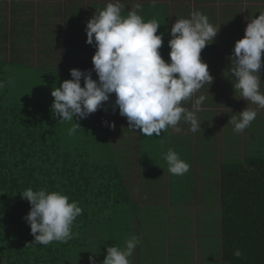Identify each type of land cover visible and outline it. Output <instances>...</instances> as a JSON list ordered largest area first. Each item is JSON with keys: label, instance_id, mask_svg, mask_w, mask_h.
Wrapping results in <instances>:
<instances>
[{"label": "trees", "instance_id": "trees-1", "mask_svg": "<svg viewBox=\"0 0 264 264\" xmlns=\"http://www.w3.org/2000/svg\"><path fill=\"white\" fill-rule=\"evenodd\" d=\"M59 1L57 4L61 5ZM83 1L66 0L65 7L76 10L80 5L83 7ZM246 2L249 23L264 12V0ZM70 20L79 25V18L74 16ZM11 44L8 61L0 60V80L6 83L0 90V264H59L60 261L63 264L67 252L89 245L92 231L99 234L97 250L105 253L111 245L106 243L109 240H106L104 225L113 219L112 213L120 211L116 205L132 203L131 215L137 220L140 214L138 199L131 200L132 192L123 181L128 175L123 167L127 168L131 159L115 161L114 153L106 150V144L112 140L108 130L105 131V117L101 113L90 115L84 128L68 135L64 123L53 116L52 104L43 97L44 86H54L55 81L51 83L50 75L43 71H37V75H19L22 67L19 69L17 63L21 61L15 59V43ZM20 97L24 102H20ZM89 124L90 132L86 129ZM88 134L95 138L96 153L87 145ZM72 137L77 139L75 145L70 142ZM247 140L250 147L252 138ZM237 149L224 152L212 172L220 186V236L215 244L220 246L222 264H264V156L249 152L247 146L246 150L240 149L243 153ZM125 157L130 158V151L123 154ZM206 178L209 182V176ZM29 187L60 191L70 201H77L83 209L73 226L78 235L67 243L33 245L34 236L25 220L31 205L20 195ZM203 189L204 185L199 193H203ZM190 190L197 192L194 188ZM199 230L204 239L200 245L214 252L211 222L202 223ZM112 239L121 242L117 237ZM236 249L244 253L241 258L234 256ZM208 257L210 260L206 263L211 262L212 255ZM185 260L179 258L183 263Z\"/></svg>", "mask_w": 264, "mask_h": 264}, {"label": "clouds", "instance_id": "clouds-1", "mask_svg": "<svg viewBox=\"0 0 264 264\" xmlns=\"http://www.w3.org/2000/svg\"><path fill=\"white\" fill-rule=\"evenodd\" d=\"M152 2L155 4L156 0ZM123 9L121 0H110L87 22L86 43L94 44L96 48L92 57L93 69L72 68V78L53 88V116L62 122L75 121L68 129V135H74L81 128L77 120L95 113L114 93L113 111L118 107L119 114L128 120V128L143 136H160L169 128L180 131L181 121L190 125L191 132H197L201 128L197 113L203 110L206 96L193 97L205 84L213 82L201 52L215 40L220 27L214 26L206 14L197 10L192 11L189 18L177 19L170 30V60L166 61L160 52L163 45V34H158L160 24L138 14L142 9L138 0L126 16L122 15ZM262 57L264 12L250 20L244 37L236 41L230 57L235 91L239 92V98L259 108H264L260 75L264 67ZM93 71L98 79H93ZM5 86V81L0 80V90ZM189 101L191 108L185 107ZM257 115L256 109L247 107L240 112L239 118L230 117L233 131L242 133ZM164 159L168 171L175 176H183L190 170V164L171 148ZM20 195L31 205L25 220L34 236L33 245L47 246L54 241L67 243L78 235L73 226L83 209L77 201H70L63 192L48 191L47 188L33 190L29 187ZM138 243L139 239L133 235L125 241L124 248L108 246L101 264H132L129 257ZM95 254L89 256L90 264H97ZM233 254L237 258L244 255L240 249Z\"/></svg>", "mask_w": 264, "mask_h": 264}, {"label": "crops", "instance_id": "crops-1", "mask_svg": "<svg viewBox=\"0 0 264 264\" xmlns=\"http://www.w3.org/2000/svg\"><path fill=\"white\" fill-rule=\"evenodd\" d=\"M59 2L61 5L57 4V0H0V60L8 61L12 51L11 43H15L14 56L15 59L21 61L17 65L19 69L22 67L21 71H24L25 74L37 75V71L44 72L52 65H60V60L70 62V68L74 64L82 71L93 69L92 57L96 48L94 44L86 43L85 29L87 22L96 11L104 9L110 0H84L83 7L80 5L76 8L77 11L66 8V0ZM136 2L137 0H121L124 5L122 15L126 16ZM138 2L142 4V9L138 13L145 20L155 19L160 24L158 34H163V45L160 52L166 61L170 60L168 44L172 38L170 30L177 19L189 18L191 12L197 10L206 14L214 26L220 27L215 40L201 52V58L207 62L210 74L213 76L212 84H205L193 97L195 99L199 95L206 96L205 103L202 105L203 110L197 113L201 128L193 133L189 130L190 125L181 121L178 125L180 131L169 128L160 136L146 137L136 131L134 138L136 141L130 151L132 168H129V165L127 168L122 166L128 171L127 186L129 187L142 183L141 170L143 169V173L148 175L147 181H151L153 184V186L148 184L149 188L161 187V185L169 186L168 191L172 193L174 187V192H180V199L183 195L180 188L189 184L188 188H194L199 194L203 187L201 177L206 169L205 165L207 169L209 168L210 162L207 160L210 159L211 145H216L220 150L226 148L227 153L234 148H239L237 151L243 153V150H240L243 149V145L239 140L246 142V131L249 129L246 128L240 134L235 133L230 117L239 118L240 112L247 107L256 109L258 115L251 125L258 126V117L264 116V108H259L256 104L239 98V92L234 89L235 77L231 74L233 65L230 57L233 54L236 41L244 37L248 24L247 2L245 0L241 2L239 0H156L155 4L152 0H138ZM57 11H60L59 14L56 13ZM78 12L79 15H77ZM74 16L79 18L77 27H71L72 24L67 23ZM61 55L62 57H60ZM47 74L58 75L60 72L49 70ZM260 75L261 92L263 93L264 67H262ZM92 76L93 79H98L96 73H92ZM81 84L83 86V78ZM111 96L110 105L114 104L115 94L113 93ZM185 107L191 108V101L187 102ZM96 113L97 115L103 114L102 111ZM115 118L116 116L113 118L114 124H116ZM126 120L127 118H124V122ZM103 121L105 123V120ZM129 132L127 124V129H123V134L128 137ZM170 148L190 164V170L183 176H175L168 171L164 156ZM122 167L119 168L122 169ZM148 195L146 200H148V206H151L155 203V199H152L150 194ZM137 199L142 206L144 201L141 197ZM149 213L139 214L137 220L133 216L136 235L140 225L146 220L144 218L149 217ZM154 230H157V233H152L149 236L146 245L138 243V248L136 247L134 251L136 264H145L143 261L146 258L152 260L147 264H159L158 253H163L162 264H168L176 251L179 253L178 258L180 259L191 258L190 264H209L206 262L210 260L208 257L211 255L210 251L205 245L199 246V243L204 240L203 236H199L197 245L182 241L179 245L173 246L172 239H169L168 234L162 233V227L158 223L157 226L154 225ZM137 236L139 237V235ZM192 245H195V252L190 251ZM151 246L155 248H150ZM75 250L77 249L71 251ZM73 255L66 254L64 264H70ZM187 261L185 260V263L182 262V264H189Z\"/></svg>", "mask_w": 264, "mask_h": 264}, {"label": "rangeland", "instance_id": "rangeland-1", "mask_svg": "<svg viewBox=\"0 0 264 264\" xmlns=\"http://www.w3.org/2000/svg\"><path fill=\"white\" fill-rule=\"evenodd\" d=\"M67 23H71L72 25L77 27V21L75 20H70ZM45 32L47 33V30H45ZM60 57H62V55ZM69 65L70 62H67L65 60H60V65H52L45 69L44 71L45 73H47L49 70L60 72V74L58 75H52V76L50 75L49 80L51 81V83L55 81L56 85L44 86L45 90H43L44 92L43 97H46V101L48 103L53 104L54 97L51 95L53 88L59 87L64 80L70 79L71 77L70 70L76 67L73 64V66L70 68ZM19 75L24 76L25 75L24 71H20ZM263 93H264V89H263ZM111 100H112V96L110 97V100L108 102H105V104L96 111V112L102 111L103 116L106 117L105 121L108 122L107 124L106 123L104 124L105 125L104 127H105V131L108 130L112 142L106 144V146L104 144V146L108 147V149L106 150L112 151V153H114L115 161L119 158L123 162L124 161L127 162L131 158L129 157L123 158V154L126 153V151H131V147H133V145L135 144L136 140L134 138L136 136V131L130 129L128 137L123 134V129L124 128L127 129V124H128L127 120L124 122V118L126 119V117L121 116L119 114L118 107H116L115 111H113L114 104L112 105L109 104ZM20 102H24V99L22 97H20ZM90 115L94 116L95 113H92ZM89 116L85 119H79V120H77V118L74 117V120H77L81 128H84L87 125V124L85 125V123H87ZM114 116H116L115 118L116 128L111 127ZM257 121H258L257 122L258 126L250 125L248 127L249 130L246 131V137L252 138L251 146L249 147L246 144V142L244 143V141L242 140L241 141L239 140V142H241V144L243 145L244 150H246V146H247L249 152L257 154L258 156H264V116L261 117L260 115ZM63 123L65 126V130H67L72 126V123L75 122L72 121V122H63ZM86 129L88 132H90L91 125L89 124L86 127ZM88 135L89 136H87V145L92 152L96 153V141L95 138H93L92 136L95 134L92 133V135L91 134ZM212 136L213 135L211 132V139L213 140ZM74 137H72L70 141L72 145H75L77 141V139H75ZM235 139L237 140L238 138ZM212 143H215V141H212ZM226 151H227L226 148H222L220 150L217 149L216 145H211V158L207 160L208 162H210L209 168L207 169V166L205 165L206 169L203 171L201 177V183L205 187V189H203V193L197 194L196 192H193L192 190H190V188H188L189 184H186L184 187L180 188L183 194L180 199H179L180 192L179 193L176 191L174 192V187L172 193L168 191L169 186L164 187L163 185H161V187L154 186L149 188L148 184H151V186H153V184L151 181H147L148 175H145L142 169L141 170L142 183L139 184L138 186L132 185L128 187V191L132 192L131 200H137L136 198L141 197V199L144 202L141 206L140 215H144L150 212L149 217L144 218L146 220H144V223L140 225L139 231H137V235H139L138 237L136 235V230L134 228L135 227L134 217L133 215H131L133 212L132 211L133 204L132 203L129 205L122 203H119V205L117 204L116 209L117 210L120 209V211H118L117 213H112L113 219L109 220L106 223V225H104V228L106 229L105 231L107 232V236L105 237H107L106 240H109L106 243H108V245L111 246L112 243H114L115 246L124 248L126 246L125 241L131 238L133 235H135L139 239V243H141V245H146L149 236L152 233H157V230H154V225L157 226L158 223V225L162 227V233H164L165 235L168 234L169 239H172L171 244H173V246H175V244L179 245V243H181L182 241H185L188 244L197 245L199 241V236L201 234L198 227L202 223L211 222V246H215V245L216 246L214 252L211 253L212 257H211V262L209 264H222L220 258L221 257L220 246L219 244H215V241L217 242L220 236V229L218 227V221H220L221 219L220 204H219L220 186H219V181L215 180V177H213L214 175L212 174V172L214 171V169H216V166L218 167L216 161L217 160L220 161L222 159V154ZM132 165H133L132 161L130 160L129 168ZM143 168H144V163H143ZM206 176H209V182L206 181ZM127 178L123 180L125 184H128ZM207 185L209 187H206ZM135 187H137L136 190H134ZM148 194H150L152 199H155V203L151 206H148L146 200L147 197L149 196ZM165 219L167 220L165 221ZM98 236L99 234H95L92 231V235L89 238V245H82L81 247H79L80 249L67 252V254H74L73 258H71L70 264H90L89 256L93 255V253H96L95 255H96L97 264H101V262L104 260V258L107 255V251L103 253L100 252V250H97V248H100L99 243L97 242ZM115 237H117L119 241L121 240V242H113L112 238ZM195 245L190 246V251L195 252ZM150 248H155V247L151 246ZM218 250H220V252ZM178 254L179 253L177 251L173 253L168 264H182V262L179 261ZM217 254L218 256H216ZM134 256L135 254L133 253V255L129 257L132 264H136L135 263L136 259L134 258ZM157 257L159 258V264H162L163 260L161 259L163 257V253L162 254L158 253ZM190 259H187L188 260L187 262L189 264L191 261ZM215 259L216 261H214ZM143 262L147 264L152 262V260L146 258V260ZM59 264H62V261H60ZM63 264H64V260H63Z\"/></svg>", "mask_w": 264, "mask_h": 264}]
</instances>
